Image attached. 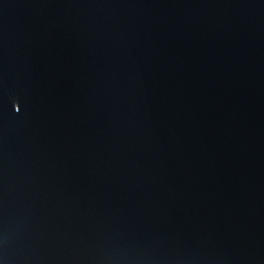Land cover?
Instances as JSON below:
<instances>
[{
    "label": "water",
    "instance_id": "water-1",
    "mask_svg": "<svg viewBox=\"0 0 264 264\" xmlns=\"http://www.w3.org/2000/svg\"><path fill=\"white\" fill-rule=\"evenodd\" d=\"M0 264H264V0H0Z\"/></svg>",
    "mask_w": 264,
    "mask_h": 264
}]
</instances>
